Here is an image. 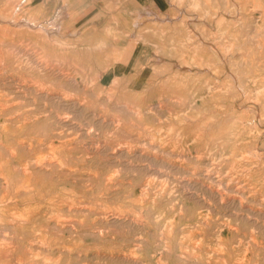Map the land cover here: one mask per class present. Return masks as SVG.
Segmentation results:
<instances>
[{
    "label": "rangeland",
    "instance_id": "374dc122",
    "mask_svg": "<svg viewBox=\"0 0 264 264\" xmlns=\"http://www.w3.org/2000/svg\"><path fill=\"white\" fill-rule=\"evenodd\" d=\"M130 3L131 0H0V49L5 50L4 53L7 52L8 57L4 61L0 56V74L2 72L0 107L12 105L7 114L0 117V126L10 123L11 130V135L6 141L9 147L6 149L0 145V151L4 153L0 152V165L7 156L5 151L14 152L16 158L22 162L30 159L28 162L32 165V170L35 169L32 179L38 180L45 187H50L52 194L48 196L54 198V201L48 200V197H41V200L33 198L32 201L18 199L20 203L16 204L17 208L36 203L43 205L46 216L54 217L53 222L44 221L43 230L47 232L37 231L35 236L42 235L41 238L45 242L44 248L34 246L28 255L37 257L44 264H174L175 262V264H264V0H156L158 5L162 3L163 12H159L160 9L157 6L154 8L153 5L147 4L141 7H148L150 12L133 14L128 10L123 13V6L126 9V5ZM25 7L29 9L28 15H24ZM31 7L33 12H30ZM142 8L137 10L142 12ZM35 16H41L40 19H43L41 29L31 27L27 32L23 30L22 25L13 26L14 22L19 23L26 17L30 19ZM135 16H138L137 20ZM25 31L33 39L29 35L25 38ZM119 40L123 43L121 47L114 46ZM131 40L135 41L134 47H140L139 52L136 53L137 59L143 56H145L144 61L148 59L149 68L139 75L140 80L147 79L145 84L148 85L144 87L153 89L157 84L158 90L166 91L141 93L140 91L144 88L131 91L127 84L129 81L123 82L113 76L103 80L100 77L104 85L99 87L98 84L101 82L98 81L96 74L99 69L90 68L95 64L93 60H66L71 57V59L73 57L87 59L98 55L104 58L112 56L121 58L128 53L126 46ZM160 43L163 44V48H159ZM177 46H180V49ZM4 53L2 52V55ZM172 56L181 57L178 58L179 63L176 61L175 67L162 71L166 66L163 64L158 68V64L164 63L163 61ZM153 61L155 62L151 66ZM215 66L222 67V70L219 67L216 69ZM159 69H161L160 77L157 75L153 81L149 79ZM130 72H127L128 79L133 78L131 69ZM98 88L108 91L101 92ZM212 91H214L213 94ZM209 98L211 99L208 100ZM245 100L247 101L244 102ZM47 103L49 107L50 105L53 107L49 108ZM14 104L18 105L14 107ZM214 110L217 111L213 112ZM31 116L32 118H29ZM235 116L236 118H232ZM6 118L10 120L6 121ZM55 119H57L56 122ZM26 120L39 122L30 125L23 122ZM224 120L227 122L226 125ZM45 128H48V131ZM67 128H71V131ZM63 131H65L64 134ZM43 132L47 133L43 134ZM69 138L74 140L66 146L60 145V142ZM20 145L23 151L25 149L24 152ZM23 145L26 147L24 148ZM34 151L37 153L35 154ZM29 152L33 154V157ZM197 158L198 161H196ZM50 160L54 165L52 168L39 171L35 165L40 161L47 163ZM42 171L46 173L42 174ZM72 171H76L75 176ZM149 181L152 182L149 183ZM227 182H231L229 183L231 188L225 186ZM65 188L72 189L67 191ZM75 188L79 191L74 190ZM10 204L13 205L12 202L4 205L0 202V208ZM153 221H155L154 227ZM88 228H91L90 231ZM48 247L53 250L49 251L51 249ZM240 257H245L244 262ZM199 258H202L200 259L202 262Z\"/></svg>",
    "mask_w": 264,
    "mask_h": 264
},
{
    "label": "bare ground",
    "instance_id": "6f19581e",
    "mask_svg": "<svg viewBox=\"0 0 264 264\" xmlns=\"http://www.w3.org/2000/svg\"><path fill=\"white\" fill-rule=\"evenodd\" d=\"M102 1V0H101ZM122 1V0H121ZM124 1V0H123ZM109 2V1H108ZM113 2V1H112ZM115 2V1H114ZM118 2V1H117ZM173 2V1H172ZM180 2H182V1H180ZM43 3V2H42ZM106 3V2H105ZM122 3V2H121ZM129 3V2H128ZM183 3V2H182ZM222 4H223V2H221ZM100 4V3H99ZM113 4V3H112ZM147 4H151V5H153L154 6V8H155V6H157L158 7V9H160L159 10V12H163V10H162V3H160L159 5L156 3V0H131V3L129 4V5H126V9L124 8V6H123V10H122V12L123 13H126V12H128V10L130 11L129 13H133V14H142L143 12H150V10L148 9V7H141V5H147ZM106 5V4H105ZM116 5V4H115ZM121 5V4H120ZM225 5V4H224ZM103 6H104V4H103ZM117 6V5H116ZM119 6V5H118ZM223 6V5H222ZM238 6V5H237ZM225 7V6H224ZM33 7H31L30 8V12H33V9H32ZM41 8H42V6H41ZM137 8H142V12H140L139 10H137ZM174 9V8H173ZM189 9V8H188ZM53 10H55V8H53ZM112 10V9H111ZM149 10V11H148ZM171 10H172V8H171ZM56 11V10H55ZM118 11V10H117ZM116 11V12H117ZM154 11V10H153ZM223 11V10H222ZM22 12V11H21ZM24 12H25V14L24 15H28V13H29V9L27 8V7H25V9H24ZM158 12V13H159ZM167 12V11H166ZM168 12H169V10H168ZM152 13V12H151ZM223 13V12H222ZM6 14V13H5ZM17 14V13H16ZM22 14V13H21ZM37 14V13H36ZM122 14V13H121ZM168 14V13H167ZM65 15V14H64ZM123 15V14H122ZM163 15V14H162ZM223 15V14H222ZM33 16V15H32ZM164 16V15H163ZM263 16V15H262ZM113 17V16H112ZM136 17V20H137V18H138V16H135ZM161 17V16H160ZM41 18V16H35L34 18H30L29 19V17H26L25 19H23V20H21V22H19V23H15L14 22V24H13V26L15 27V25H22L23 27H24V29L23 28H21V29H23V30H26L27 32H28V30L31 28V27H33L34 29H36V27L37 28H40V26H41V24L43 23V19H40ZM86 18V17H85ZM114 18V17H113ZM126 18V17H125ZM195 18V17H194ZM263 18H264V16H263ZM262 18V19H263ZM104 19V18H103ZM239 19V18H238ZM135 20V19H134ZM7 21V20H6ZM117 21H119V20H117ZM142 21V20H141ZM176 22V21H175ZM177 23V22H176ZM6 24V23H5ZM98 24V23H97ZM133 24V23H132ZM137 24V23H136ZM8 25V24H7ZM10 25V24H9ZM123 25V24H122ZM131 25V24H130ZM139 25H140V23H139ZM135 26V25H134ZM133 27V26H132ZM12 28V27H11ZM28 28V29H27ZM41 29V28H40ZM121 29V28H120ZM6 30V29H5ZM11 30V29H10ZM14 30H16V29H14ZM33 30V29H32ZM43 30V29H42ZM95 30H97V29H95ZM113 30V29H112ZM124 30V33H125V29H123ZM192 30V29H191ZM9 31V30H8ZM17 31V30H16ZM25 31V34H24V36H25V38H26V36L27 35H29L27 32ZM36 31V30H35ZM88 31V30H87ZM114 31V30H113ZM133 31H134V29H133ZM18 32V31H17ZM30 32V31H29ZM91 32V31H90ZM119 32V31H118ZM121 32V31H120ZM14 33H16V32H14ZM24 32H22V34H23ZM86 33V32H85ZM89 33V32H88ZM122 33H123V31H122ZM145 33V32H144ZM19 34V33H18ZM161 34V33H160ZM16 35V34H15ZM21 35V34H20ZM133 35V34H132ZM147 35V34H146ZM177 35V34H176ZM231 35H232V33H231ZM3 36V35H2ZM14 36V35H13ZM31 35H29V37H30ZM35 36V35H34ZM115 36V35H114ZM117 36H119V34H117ZM160 37H161V35H159ZM183 36V35H182ZM182 36L180 37V36H178V38H182ZM18 37V36H17ZM159 37V38H160ZM163 37V36H162ZM166 37V36H165ZM215 37V36H214ZM16 38V37H15ZM30 38H32V37H30ZM35 38V37H34ZM33 39V38H32ZM117 39H118V37H117ZM157 39V38H156ZM161 39V38H160ZM175 39V37L173 38V40ZM15 40V39H14ZM97 40V39H96ZM121 40V39H120ZM119 40V42L117 43V42H115V44H114V46H117V47H121V45L123 44L121 41ZM143 40V39H142ZM234 40H236V38H234ZM7 41V40H6ZM22 41V40H21ZM24 41V40H23ZM165 41V40H164ZM175 41V40H174ZM177 41H178V39H177ZM176 41V42H177ZM4 42V41H3ZM31 42V41H30ZM46 42V41H45ZM124 42V41H123ZM127 42V41H126ZM150 42H152V41H150ZM161 42V41H160ZM6 43V42H5ZM33 43V42H32ZM31 43V44H32ZM134 43H135V41H133V40H131V41H129L128 43H127V51H128V53H125L124 54V56H122L121 58H118V57H116V56H112V57H107V58H104V57H102L101 55H98V56H95V57H92V58H85V57H81V58H74L73 57V59H71V58H67L66 60H93L94 62H95V64L94 65H91L90 66V64H88L89 66H90V68L93 70V69H95V68H97V70L99 69V71L98 72H96V74H97V78H99V80L98 81H100L101 82V84H98V86L99 87H102L104 84H103V82L100 80V77L102 78V80L103 79H105V78H107V77H109V78H111L112 76L113 77H115L117 80L119 79V80H122L123 82H127V81H129L127 84H128V86H130V89H131V91H139V90H141L142 88H144L143 90H141L140 92L141 93H144V92H155V91H166L165 89H161V90H158L156 87H158L157 86V84H156V86H155V88H153V89H151V88H145L144 87V85H148V84H145L146 83V80L147 79H145V80H140L139 79V75H140V73L143 71V70H145V69H148L149 67H148V65H147V60L146 61H144L145 60V56H143V57H140V58H138L137 59V56L136 55H134L135 54V50H140V47H134ZM158 43V42H157ZM161 43H164V42H161ZM160 43V44H161ZM179 43V42H178ZM232 43H233V41H232ZM7 44H9V42L7 43ZM18 44V43H17ZM44 44V43H43ZM171 44V43H170ZM174 44V43H173ZM4 45V44H3ZM85 45V44H84ZM159 45V44H158ZM157 45V46H158ZM162 45L163 44H161V46L159 47V48H161L162 47ZM176 45H178V44H176ZM235 45V44H234ZM10 46V45H9ZM8 46V47H9ZM12 46H14L13 44H12ZM31 46V45H30ZM87 46V45H86ZM85 46V47H86ZM89 46V45H88ZM172 46V45H171ZM228 46H230V45H228ZM0 47H1V45H0ZM7 47V48H8ZM23 47V46H22ZM170 47V46H169ZM178 47V49H180L179 47L180 46H177ZM28 48V47H27ZM89 48V47H88ZM157 48V47H156ZM163 48V47H162ZM165 48V47H164ZM9 49V48H8ZM37 49V48H36ZM82 49V48H81ZM90 49V48H89ZM174 49H176V48H174ZM220 49V48H219ZM232 49V48H231ZM234 49V48H233ZM232 49V50H233ZM0 50H2V49H0ZM43 50V49H42ZM41 50V51H42ZM162 50V49H161ZM222 50V49H221ZM11 51V50H10ZM24 51V50H23ZM26 51V50H25ZM31 51H32V49H31ZM45 51H46V49H45ZM83 51V50H82ZM82 51H80V52H82ZM155 51V50H154ZM175 51V50H174ZM2 52L4 53L5 52V50L3 51L2 50ZM2 52L0 51V56L2 57H0L1 58V60H4L5 61V58H8L7 56H6V53H4L3 55H2ZM12 52V51H11ZM13 52H14V50H13ZM16 52V51H15ZM18 52V51H17ZM30 52V51H29ZM43 52V51H42ZM90 52H92L91 50H90ZM163 52H165V51H163ZM170 52H172V51H170ZM222 52V51H221ZM227 52H229V51H227ZM226 52V53H227ZM20 53V52H19ZM32 53V52H31ZM38 53V52H37ZM40 53V52H39ZM83 53H85V52H83ZM230 53V52H229ZM232 53V52H231ZM234 53V52H233ZM17 54V53H16ZM30 54V53H29ZM89 54V53H88ZM172 54H173V52H172ZM184 54V53H183ZM187 54V53H186ZM185 54V55H186ZM8 55H10V54H8ZM20 55V54H19ZM24 55H26V54H24ZM85 55V54H84ZM97 55V54H96ZM168 55V54H167ZM219 55V54H218ZM227 55V54H226ZM12 56V55H11ZM31 56V55H30ZM29 56V57H30ZM163 56V55H162ZM10 57V56H9ZM23 57V56H22ZM188 57V56H187ZM221 57V56H220ZM12 58V57H11ZM17 58V57H16ZM178 58H181V57H178ZM178 58H176L175 56H172V58H168L167 60H165V61H163L164 63H160V64H158L159 66H158V68H160L163 64H166V66L162 69V71H164V70H167V69H172V66H176V61L179 63V59ZM37 59V58H36ZM178 59V60H177ZM184 59V58H183ZM187 59V58H186ZM190 59V58H189ZM219 59V58H218ZM30 60V59H29ZM31 60H33V59H31ZM65 60V59H64ZM157 60H159V57H157ZM185 60V59H184ZM217 60V59H216ZM220 60H221V58H220ZM16 61V60H15ZM28 61V60H27ZM145 63H144V62ZM180 61H181V59H180ZM225 61V60H224ZM11 62H12V60H11ZM10 62V63H11ZM30 62V61H29ZM37 62H39V60L37 61ZM44 62V61H43ZM154 62L155 61H153V62H151L152 64H151V66L154 64ZM219 62V61H218ZM8 63V62H7ZM6 63V64H7ZM21 63H22V61H21ZM25 63V62H24ZM182 63V62H181ZM185 62H183V64H184ZM18 64V63H17ZM26 64H28V63H26ZM33 64V63H32ZM73 64V63H72ZM4 65V64H3ZM8 65V64H7ZM19 65V64H18ZM23 65H25V64H23ZM22 65V66H23ZM39 65V64H38ZM42 65V64H41ZM215 65H218V64H215ZM21 66V67H22ZM34 66V65H33ZM36 66V65H35ZM78 66V65H77ZM83 67H84V65H82ZM86 66V65H85ZM223 66V65H222ZM4 67V66H3ZM20 67V68H21ZM37 67V66H36ZM88 67V66H87ZM180 67V66H179ZM216 67V66H215ZM219 66H217L216 67V69L218 68ZM224 67V66H223ZM2 68V67H1ZM13 68V67H12ZM28 68V67H27ZM45 68V67H44ZM206 68V67H205ZM220 68V67H219ZM222 68V67H221ZM220 68V69H221ZM231 68V67H230ZM14 69V68H13ZM35 69V68H34ZM39 69V68H38ZM86 69V68H85ZM84 69V70H85ZM89 69V68H88ZM130 69L132 70V74L133 75H131V76H133V78L132 79H128V77L129 76H127L129 73H127V72H130ZM202 69H204V68H202ZM202 69L200 70V71H202ZM210 69H211V67H210ZM219 69V70H220ZM7 70V69H6ZM11 70V69H10ZM18 70V69H17ZM33 70V69H32ZM73 70V69H72ZM78 70V69H77ZM222 70V69H221ZM220 70V71H221ZM230 70V69H229ZM14 71V70H13ZM16 71V70H15ZM26 71H28V69L26 70ZM42 71V70H41ZM40 71V72H41ZM88 71V70H87ZM208 71H209V69H208ZM231 71V70H230ZM9 72V71H8ZM17 72V71H16ZM44 72V71H43ZM84 72V71H83ZM167 72V71H166ZM223 72V71H222ZM221 72V73H222ZM76 73V72H75ZM88 73V72H87ZM87 73H85V75L87 74ZM91 73V72H90ZM93 73V72H92ZM131 73V72H130ZM161 73V69H159L158 70V72H154V74H152L151 76H150V78L149 79H151L152 81H153V79L155 78V77H157V75L160 77V74ZM212 73V72H211ZM1 74H2V72H1ZM0 74V75H1ZM22 74V73H21ZM24 74V73H23ZM27 74H29V73H27ZM26 74V75H27ZM68 74V73H67ZM95 74V73H94ZM93 74V75H94ZM206 74V73H205ZM215 74V73H214ZM218 74V73H217ZM219 74H220V72H219ZM232 74V73H231ZM238 74V73H237ZM4 75V74H3ZM7 75H9V74H7ZM13 75V74H12ZM66 75V74H65ZM84 75V76H85ZM92 75V76H93ZM239 75V74H238ZM28 76H30V75H28ZM88 76H91V75H88ZM91 76V77H92ZM161 76H163V75H161ZM204 76V75H203ZM209 76V75H208ZM6 77H8V76H6ZM36 77V76H35ZM87 77V76H86ZM85 77V78H86ZM227 77H230V76H227ZM238 77V76H237ZM19 78V77H18ZM32 78V77H31ZM56 78V77H55ZM89 78V77H88ZM207 78V77H206ZM210 78V77H209ZM217 78H218V76H217ZM10 79V78H9ZM70 79H71V77H70ZM205 79V78H204ZM231 79V78H230ZM230 79H229V81H230ZM11 80V79H10ZM40 80V79H39ZM113 80V79H112ZM210 80V79H209ZM224 80V79H223ZM5 81V80H4ZM9 81V80H8ZM8 81H6V82H8ZM12 81H15V80H12ZM41 81V80H40ZM70 81V80H69ZM68 81V82H69ZM87 81V80H86ZM114 81H116V80H114ZM228 81V82H229ZM1 82H3V81H1ZM5 82V83H6ZM32 82V81H31ZM53 82V81H52ZM118 82V81H117ZM215 82V81H214ZM220 82V81H219ZM227 82V81H226ZM225 82V83H226ZM234 82V81H233ZM4 83V84H5ZM21 83H22V81H21ZM20 83V84H21ZM73 83V82H72ZM202 83V82H201ZM210 83V82H209ZM217 83H218V81H217ZM15 84V83H14ZM14 84H12L13 86H14ZM32 84V83H31ZM114 84V83H113ZM126 84V83H125ZM126 84V85H127ZM208 84V83H207ZM216 84V83H215ZM223 84V83H222ZM231 84H232V80H231ZM17 85V84H16ZM212 85V84H211ZM225 85V84H224ZM5 86H8V85H6L5 84ZM18 86V85H17ZM20 86H22V84L20 85ZM36 86V85H35ZM68 86V85H67ZM206 86V85H205ZM26 87V86H25ZM112 87H113V85H112ZM204 87V86H203ZM224 87V86H223ZM230 87H231V85H230ZM235 87V86H234ZM234 87H232V88H234ZM21 88V87H20ZM20 88H18V89H20ZM23 88V87H22ZM5 89V88H4ZM8 89V88H7ZM24 89V88H23ZM36 89V88H35ZM42 89V88H41ZM45 89V88H44ZM47 89V88H46ZM91 89V88H90ZM105 89V88H104ZM129 89V90H130ZM167 89V88H166ZM210 89H212L211 87H210ZM234 89H236V88H234ZM15 90V89H14ZM39 90V89H38ZM98 90L99 91H101V92H103V91H108L107 89H105V90H103V89H100V88H98ZM115 90H118V89H115ZM167 90H171V89H167ZM233 90V89H232ZM17 91V90H16ZM22 91V90H21ZM20 91V92H21ZM96 91H97V89H96ZM128 90H126V92H127ZM173 91H175V90H173ZM215 91V90H214ZM214 91H212V94H213V92ZM235 91V90H234ZM4 92V91H3ZM25 92H26V90H25ZM27 92H28V89H27ZM39 92H40V90H39ZM62 92V91H61ZM113 92V91H112ZM115 92V91H114ZM118 92V91H117ZM167 92H170V91H167ZM208 92H209V90H208ZM236 92V91H235ZM38 93V92H37ZM48 93V92H47ZM51 93V92H50ZM49 93V94H50ZM77 93V92H76ZM134 93H136V92H134ZM139 93V92H138ZM228 93V92H227ZM1 94V93H0ZM5 94H7L8 95V93H5ZM17 94V93H16ZM121 94H123V93H121ZM210 94V93H209ZM235 94V93H234ZM13 95V94H12ZM27 95V94H26ZM29 95H31V94H29ZM65 94H63V96H64ZM127 95V94H126ZM136 95V94H135ZM219 95V94H218ZM229 95H230V93H229ZM228 95V96H229ZM231 95H233V94H231ZM21 96V95H20ZM28 96V95H27ZM34 96V95H33ZM47 96V95H46ZM50 96V95H49ZM228 96H227V98H228ZM237 96H239V95H237ZM11 97V96H10ZM15 97V96H14ZM18 97V96H17ZM31 97V96H30ZM62 97V96H61ZM205 97V96H204ZM207 97V96H206ZM211 97V96H210ZM217 97V96H216ZM215 97V98H216ZM220 97V96H219ZM4 98V97H3ZM9 98V97H8ZM12 98V97H11ZM16 98V97H15ZM38 98V97H37ZM37 98H35V99H37ZM64 98H66V97H64ZM63 98V99H64ZM218 98V97H217ZM216 98V99H217ZM227 98H224V99H227ZM235 98V97H234ZM244 98V97H243ZM249 98V97H248ZM5 99V98H4ZM26 99H27V97H26ZM30 99V98H29ZM40 99H41V97H40ZM56 99V98H55ZM211 98H209L208 100H210ZM229 99V98H228ZM8 100V99H7ZM50 100V99H49ZM48 100V101H49ZM65 101H66V99H64ZM213 101H214V99H212ZM211 100V101H212ZM220 100H223V98L221 99L220 98ZM219 100V101H220ZM232 100H233V96H232ZM242 100V99H241ZM1 101V100H0ZM2 101H4V100H2ZM10 101V100H9ZM23 101H24V99H23ZM22 101V102H23ZM33 101V100H32ZM35 101V100H34ZM47 101V100H46ZM224 101V100H223ZM234 101V100H233ZM247 100H245L244 102H246ZM7 102V101H6ZM19 102H21V100L19 101ZM43 102V101H42ZM80 102V101H79ZM236 102V101H235ZM238 102V101H237ZM37 103H39V102H37ZM158 103H159V101H158ZM214 103H216V102H214ZM32 104V103H31ZM36 104V103H35ZM34 104V105H35ZM207 104V103H206ZM205 104V105H206ZM223 104V103H222ZM242 104V103H241ZM4 105V104H3ZM15 105V104H14ZM18 105V104H17ZM17 105H15L14 107H16ZM22 105H24V104H22ZM43 105H45V104H43ZM209 105V104H208ZM2 106V105H1ZM12 106V105H11ZM11 106H9V107H11ZM38 106V105H37ZM47 106H48V103H47ZM207 106V105H206ZM222 106V105H221ZM241 106V105H240ZM243 107H244V105H242ZM8 106L6 107H0V117L3 115V114H7L6 112L10 109ZM19 107V106H18ZM21 107V106H20ZM49 107V106H48ZM50 107H53V106H51L50 105ZM49 107V108H50ZM235 107V106H234ZM233 107V108H234ZM239 107V106H238ZM21 108H23V107H21ZM31 108V107H30ZM33 108H36V107H33ZM40 108V107H39ZM46 108V107H45ZM203 108V107H202ZM226 108V107H225ZM230 108V107H229ZM240 108V107H239ZM12 109V108H11ZM52 109V108H51ZM55 109V108H54ZM221 109V108H220ZM25 110V109H24ZM27 110V109H26ZM31 110V109H30ZM29 110V111H30ZM50 110V109H49ZM210 110V109H209ZM227 110V109H226ZM230 110V109H229ZM232 110V109H231ZM13 111V110H12ZM23 111V110H22ZM35 111V110H34ZM40 111V110H39ZM57 111V110H56ZM131 111V110H130ZM139 111V110H138ZM215 111H217V110H214L213 112H215ZM236 111V110H235ZM31 112V111H30ZM47 112V111H46ZM220 112V111H219ZM11 113V112H10ZM36 113V112H35ZM40 113H41V111H40ZM53 113V112H52ZM55 113V112H54ZM134 113V112H133ZM231 113V112H230ZM9 114V113H8ZM12 114V113H11ZM26 114V113H25ZM31 114V113H30ZM38 114V113H37ZM214 114V113H213ZM228 114H229V112H228ZM236 113H234V115H235ZM23 115V114H22ZM33 115V114H32ZM56 115V114H55ZM136 115H137V112H136ZM238 115V114H237ZM6 116H8V115H6ZM28 116V115H27ZM30 116V115H29ZM65 116V115H64ZM69 116V115H68ZM223 116V115H222ZM226 116V115H225ZM224 116V117H225ZM18 117V116H17ZM22 117V116H21ZM24 117V116H23ZM22 117V118H23ZM56 116H54V118H55ZM211 117H213V116H211ZM230 117H231V115H230ZM10 118H12V117H10ZM10 118L8 119V118H6V121L7 120H10ZM14 118V117H13ZM29 118H32V116L31 117H29ZM37 118V117H36ZM39 118V117H38ZM61 118V117H60ZM69 117H67V119H68ZM232 118H236V116L235 117H232ZM3 119V118H2ZM17 119H21V118H17ZM27 119V118H26ZM140 119V118H139ZM208 119V118H207ZM211 119V118H210ZM209 119V120H210ZM222 119V118H221ZM228 119V118H227ZM5 120V119H4ZM13 120H16V119H13ZM52 120V119H51ZM50 120V121H51ZM213 120H216V119H214L213 118ZM226 120V119H225ZM224 120V121H225ZM22 121V120H21ZM33 121V120H32ZM46 121V120H45ZM48 121V120H47ZM55 122L57 121V119H55L54 120ZM77 121V120H76ZM212 121V120H211ZM210 121V122H211ZM227 122H228V120H226ZM225 121V122H226ZM2 122V121H1ZM12 122V121H11ZM25 124H30V125H32V124H35V123H38L39 121L38 120H35L34 122H30V120H29V122H28V120H26V121H23ZM219 122H221V124L223 123L221 120L219 121ZM224 122V123H225ZM227 122L225 123V125L227 124ZM15 123V122H14ZM19 123V122H18ZM67 123H69V122H67ZM66 123V124H67ZM115 123V122H114ZM116 123H117V121H116ZM136 123V122H135ZM229 123V122H228ZM56 124V123H55ZM61 125H62V123H60ZM75 124V123H74ZM215 125L217 124V123H214ZM218 124H220V123H218ZM217 124V125H218ZM230 124H232V122H230ZM45 125V124H44ZM50 125V124H49ZM59 125V124H58ZM65 125V124H64ZM139 125V124H138ZM234 126H235V124H233ZM9 126H10V123H9V125L6 123V124H3V125H1L0 126V145H2L4 148H8L9 147V145H8V143H6V141L9 139V137H10V135H11V130H10V128H9ZM17 126V125H16ZM26 126V125H25ZM53 126H54V124H53ZM221 126V125H220ZM227 126H230V125H227ZM12 127V126H11ZM50 127V126H49ZM54 127H56V126H54ZM53 127V128H54ZM236 127V126H235ZM15 128V127H14ZM17 128V127H16ZM15 128V129H16ZM43 128H44V126H43ZM231 128V127H230ZM12 129V128H11ZM23 129V128H22ZM48 129V128H47ZM46 128H45V130L46 131H48ZM50 129V128H49ZM62 129V128H61ZM69 128H67V130H68ZM226 129V128H225ZM229 129V128H228ZM234 128H232V130H233ZM70 131H71V128L69 129ZM89 130V129H88ZM116 130V129H115ZM235 130V129H234ZM15 131V130H14ZM24 131V130H23ZM65 131H66V129H65ZM65 131H63L62 133L64 134V132ZM228 131V130H227ZM55 132V131H54ZM68 132V131H67ZM233 132V131H232ZM235 132V131H234ZM17 133V132H16ZM18 133H19V131H18ZM44 133H47V132H43V134ZM53 133V132H52ZM51 133V134H52ZM73 133V132H72ZM229 133V132H228ZM42 134V135H43ZM50 134V133H49ZM62 134V135H63ZM69 134V133H68ZM71 134V133H70ZM232 134V133H231ZM55 135H57V134H55ZM76 135V134H75ZM235 135V134H234ZM233 135V136H234ZM30 136V135H29ZM65 136H67V135H65ZM19 138H21L20 136H18ZM36 137V136H35ZM56 137V136H55ZM62 137V136H61ZM24 138H26L27 139V137H24ZM31 138V137H30ZM34 138V137H33ZM53 138V137H52ZM59 138V137H58ZM77 138V137H76ZM35 139V138H34ZM196 139V138H195ZM236 139V138H235ZM234 139V140H235ZM4 140H5V142H4ZM20 140V139H19ZM74 140V138H69V139H67V140H65V141H63V142H60V145L61 146H66V144H70L71 143V141H73ZM76 140V139H75ZM207 140H209V139H207ZM211 140V139H210ZM11 141H13V140H11ZM10 141V142H11ZM18 140H16V142H17ZM30 141H32V139H30ZM36 141V140H35ZM224 141H225V139H224ZM230 141H232V140H230ZM229 141V142H230ZM9 142V141H8ZM22 142V141H21ZM23 142H24V140H23ZM75 142V141H74ZM195 143H196V141H194ZM193 142V143H194ZM212 142V141H211ZM227 142H228V139H227ZM226 142V143H227ZM233 142V141H232ZM13 143V142H12ZM20 143V142H19ZM35 143H37V142H35ZM206 142H204V144H205ZM219 143V142H218ZM18 144V143H17ZM16 144V145H17ZM23 144V143H22ZM196 144H198V142L196 143ZM195 144V145H196ZM200 144V143H199ZM19 145V144H18ZM194 145V146H195ZM203 145V144H202ZM232 145V144H231ZM21 146V145H20ZM19 146V147H20ZM24 146V145H23ZM32 146V145H31ZM69 146V145H68ZM73 146V145H72ZM71 146V147H72ZM101 146V145H100ZM119 146V145H118ZM121 146V145H120ZM205 146V145H204ZM204 146H203V148H204ZM214 146V145H213ZM13 147V146H12ZM22 147V146H21ZM26 146H24V148H25ZM28 147V146H27ZM56 147V146H55ZM217 147V146H216ZM30 148V147H29ZM99 148V147H98ZM134 148V147H133ZM194 148H196V147H194ZM209 148V147H208ZM0 149H1V147H0ZM17 149V148H16ZM67 149H71V148H67ZM118 149V148H117ZM126 149V148H125ZM215 149V148H214ZM223 149V148H222ZM226 149H227V147H226ZM5 150V149H4ZM30 150V149H29ZM28 150V151H29ZM120 150V149H119ZM203 150V149H202ZM209 150V149H208ZM213 150V149H212ZM224 150V149H223ZM18 151V150H17ZM22 151H23V147H22ZM24 151H25V149H24ZM23 151V152H24ZM27 151V150H26ZM30 151H32V150H30ZM215 151V150H214ZM213 151V152H214ZM225 151V150H224ZM240 151V150H239ZM0 152H2V151H0ZM23 152H21V153H23ZM86 152V151H85ZM128 152V151H127ZM196 152V151H195ZM229 152V151H228ZM3 153V152H2ZM16 153V152H15ZM30 153V152H29ZM34 153H35V151H34ZM37 153V152H36ZM35 153V154H36ZM47 153V152H46ZM50 153V152H49ZM52 153V152H51ZM50 153V154H51ZM58 153V152H57ZM149 153V152H148ZM159 153V152H158ZM169 153V152H168ZM181 153V152H180ZM186 153V152H185ZM221 153V152H220ZM224 153V152H223ZM227 153V152H226ZM233 153V152H232ZM4 154V153H3ZM5 154H7V156H6V158H5V160H3L4 162H3V164H1L0 165V202H1V204H5V203H8V202H12V206H11V204L9 205V206H7V207H5V208H0V264H44V262L43 261H41V260H38V258L37 257H30L28 254H29V252L32 250V248H34V246H38V248H40V247H43V245H44V239H42L41 238V236L42 235H39L38 237H35L36 236V233H37V231H39V232H41L42 230H43V225H44V221H46V223H49L50 221H52V220H54V217H52V216H46V210L43 208V205H40V204H36V203H32V205L31 206H28V207H23V208H19V206H18V208L16 207V204H18L19 205V203H20V201L18 200V199H25V200H27V201H32L33 200V198L34 199H40L41 197L43 198H47L48 197V200H52V201H54V198L53 197H51V196H48V194H50L51 193V189H50V187H45L44 185H42V184H40L39 183V181L38 180H33L32 179V177H33V173H35V169L34 170H32V165L27 161V162H22L20 159H18V158H16V155L14 154V152H7V151H5ZM31 154V153H30ZM43 154H44V152H43ZM67 154V153H66ZM156 154V153H155ZM174 154V153H173ZM196 154H197V152H196ZM202 154V153H201ZM209 154H212V153H209ZM236 154V153H235ZM250 154V153H249ZM18 156H19V154H17ZM26 155V154H25ZM32 156L31 157H33V154H31ZM47 155V154H46ZM49 155V154H48ZM116 155V154H115ZM123 155V154H122ZM131 155V154H130ZM149 155V154H148ZM154 155V154H153ZM182 155H183V153H182ZM213 155V154H212ZM215 155V154H214ZM219 155V154H218ZM224 155V154H223ZM228 155V154H227ZM231 155V154H230ZM234 155V154H233ZM4 157H5V155H3ZM23 156V155H22ZM40 156H42V155H40ZM39 156V157H40ZM76 156V155H75ZM170 156V155H169ZM179 156V155H178ZM181 156V155H180ZM179 156V157H180ZM190 156V155H189ZM195 156V155H194ZM205 156V155H204ZM35 157H37L36 155H35ZM48 157V156H47ZM50 157V156H49ZM52 157H53V155H52ZM59 157V156H58ZM67 157V156H66ZM69 157V156H68ZM178 157V158H179ZM184 157V156H183ZM25 158H27V157H25ZM43 158V157H42ZM51 158V157H50ZM65 158V157H64ZM70 158V157H69ZM76 158V157H75ZM178 158H176V159H178ZM187 158V157H186ZM189 158V157H188ZM187 158V159H188ZM194 158V157H193ZM199 158V157H198ZM198 158H197V160L196 161H198ZM203 158V157H202ZM217 158H218V156H217ZM225 158V157H224ZM228 158V157H227ZM68 159V158H67ZM77 159V158H76ZM75 159V160H76ZM159 159V158H158ZM163 159V158H162ZM195 159V158H194ZM200 159H201V157H200ZM210 159V158H209ZM32 160V159H31ZM42 160V159H41ZM64 160V159H63ZM70 160H72V159H70ZM73 160H74V158H73ZM179 160V159H178ZM186 160V159H185ZM204 160V159H203ZM215 160V159H214ZM56 161V160H55ZM66 161H68V160H66ZM66 161H64V162H66ZM172 161V160H171ZM183 161H184V159H183ZM213 161V160H212ZM228 161V160H227ZM32 162H33V160H32ZM37 162V161H36ZM57 162V161H56ZM55 162V163H56ZM71 162H74V161H71ZM181 162H182V160H181ZM180 162V163H181ZM185 162V161H184ZM204 162H206V161H204ZM209 162V161H208ZM62 163V162H61ZM214 163V162H213ZM212 163V164H213ZM54 164V163H53ZM70 164V163H69ZM72 164V163H71ZM73 164H75V163H73ZM152 164V163H151ZM173 164V163H172ZM187 164V163H186ZM185 164V165H186ZM204 164V163H203ZM211 164V163H210ZM210 164L208 165V166H210ZM211 164V165H212ZM217 164V163H216ZM223 164V163H222ZM35 165L38 167V169H39V171H41V170H46V169H48V168H52V166H54V165H52V163H51V160L50 161H48L47 163H43V162H38V163H35ZM58 165V164H57ZM67 165V164H66ZM202 165V164H201ZM55 166H56V164H55ZM60 166V165H59ZM58 166V167H59ZM178 166V165H177ZM203 166V165H202ZM206 166V165H205ZM207 166V167H208ZM217 166V165H216ZM216 166H214V167H216ZM36 167V168H37ZM72 167V166H71ZM173 167V166H172ZM182 167V166H181ZM222 167V166H221ZM194 168V167H193ZM200 168V167H199ZM199 168H198V170H199ZM202 168V167H201ZM210 168V167H209ZM208 168V169H209ZM55 169H56V167H55ZM179 169V168H178ZM185 169V168H184ZM187 169H189V168H187ZM218 169V168H217ZM224 169V168H223ZM229 169V168H228ZM51 170V169H50ZM53 170V169H52ZM51 170V171H52ZM72 170V169H71ZM70 170V171H71ZM75 170V169H74ZM190 170V169H189ZM193 170V169H192ZM195 170V169H194ZM210 170V169H209ZM212 170V169H211ZM225 170H226V168H225ZM229 170H231V169H229ZM233 170H235V169H233ZM61 171V170H60ZM191 171V170H190ZM200 171V170H199ZM208 171V170H207ZM218 171H219V169H218ZM217 171V172H218ZM72 172H74V171H72ZM237 172V171H236ZM40 173V172H39ZM44 173H46V172H44V171H42V174H44ZM47 173H48V171H47ZM55 173V172H54ZM75 173H76V171L74 172V176H75ZM204 173V172H203ZM224 173V172H223ZM228 173H229V171H228ZM61 174V173H60ZM62 174H64V173H62ZM68 174V173H67ZM194 174V173H193ZM216 174V173H215ZM236 174V173H235ZM246 174V173H245ZM38 175V174H37ZM39 175H41V174H39ZM48 175V174H47ZM72 175V176H73ZM152 175V174H151ZM190 175H192V174H190ZM218 175V174H217ZM237 175V174H236ZM43 176V175H42ZM49 176V175H48ZM57 176H59L58 174H57ZM64 176V175H63ZM77 176V175H76ZM111 176V175H110ZM193 176V175H192ZM202 176V175H201ZM212 176H214V175H212ZM221 176H222V174H221ZM225 176V175H224ZM227 176V175H226ZM70 177V176H69ZM99 177V176H98ZM148 177V176H147ZM146 177V178H147ZM150 177V176H149ZM164 177V176H163ZM165 177H166V175H165ZM220 177V176H219ZM231 177V176H230ZM233 177V176H232ZM243 177V176H242ZM54 178V177H53ZM80 178H82V177H80ZM95 178H97V177H95ZM156 178V177H155ZM168 178V177H167ZM188 178V177H187ZM199 178H200V176H199ZM215 178V177H214ZM226 178V177H225ZM47 179H48V177H47ZM46 179V180H47ZM75 179V178H74ZM83 179V178H82ZM151 179V178H150ZM179 179V178H178ZM181 179H183V178H181ZM193 179V178H192ZM201 179V178H200ZM208 179H210V178H208ZM217 179H219L218 177H217ZM223 179V178H222ZM227 179V178H226ZM225 179V180H226ZM229 179V178H228ZM241 179V178H240ZM247 179V178H246ZM51 180V179H50ZM152 180V179H151ZM164 180V179H163ZM187 180V179H186ZM199 180V179H198ZM231 180H233V179H231ZM243 180V179H242ZM47 181H49V180H47ZM58 181H60V180H58ZM57 181V182H58ZM82 181V180H81ZM143 181H146V180H143ZM155 181V180H154ZM188 181V180H187ZM227 181V180H226ZM254 181V180H253ZM21 182V183H20ZM72 182V181H71ZM111 182V181H110ZM142 182V181H141ZM150 182H152V181H149V183ZM202 182V181H201ZM236 182V181H235ZM239 182V181H238ZM260 182V181H259ZM46 183V182H45ZM50 183V182H49ZM48 183V184H49ZM52 183H53V180H52ZM62 183H64V181L62 182ZM82 183V182H81ZM154 183V182H153ZM208 183H211V182H208ZM230 184H231V182H229ZM229 183L227 182L226 183V185L225 186H229ZM257 183V182H256ZM145 184V183H144ZM175 184V183H174ZM224 184H225V182H224ZM46 185V184H45ZM72 185V184H71ZM83 185H84V183H83ZM216 185V184H215ZM244 185V184H243ZM87 186H89V184L87 185ZM140 186V185H139ZM211 186V185H210ZM219 186H221V185H219ZM234 186V185H233ZM59 187V186H58ZM144 187V186H143ZM150 187V186H149ZM230 187V186H229ZM232 187V186H231ZM230 187V188H231ZM240 187V186H239ZM245 187V186H244ZM253 187V186H252ZM257 187V186H256ZM258 187H261V185L259 186L258 185ZM74 188V187H73ZM87 188V187H86ZM218 188V187H217ZM221 188V187H220ZM220 188H218V189H220ZM223 188V187H222ZM237 188V187H236ZM246 188H247V186H246ZM248 188H250V186L248 187ZM263 188V187H262ZM57 189V188H56ZM59 189V188H58ZM66 190H67V188H65ZM72 189V188H71ZM71 189H69V190H71ZM213 189V188H212ZM226 189V188H225ZM229 189V188H228ZM54 190V189H53ZM52 190V191H53ZM69 190H67V191H69ZM74 190H76V188L74 189ZM78 191H79V189H77ZM76 190V191H77ZM210 190V189H209ZM236 190V189H235ZM264 190V189H263ZM89 191V190H88ZM216 191V190H215ZM218 191V190H217ZM244 191V190H243ZM248 192H249V190H247ZM247 191H245V192H247ZM254 191V190H253ZM81 192V191H80ZM239 192V191H238ZM237 192V193H238ZM216 193V192H215ZM226 193V192H225ZM255 193V192H254ZM257 193V192H256ZM52 194V193H51ZM55 194V192L53 193V195ZM161 193H159V195H160ZM240 194V193H239ZM252 194V193H251ZM259 194V193H258ZM263 194V193H262ZM52 195V196H53ZM69 195V194H68ZM75 195V194H74ZM82 195V194H81ZM216 195V194H215ZM224 195H226V194H224ZM240 195H242V193L240 194ZM56 197H58V195H55ZM64 196V195H63ZM76 196V195H75ZM88 196V195H87ZM141 196H142V194H141ZM162 196V195H161ZM246 196V195H245ZM70 197V196H69ZM158 197V196H157ZM226 197V196H225ZM234 197V196H233ZM256 197V196H255ZM59 198H61V197H59ZM72 198V197H71ZM75 198V197H74ZM223 198V197H222ZM249 198V197H248ZM141 199H143V198H141ZM160 199V198H159ZM221 199V198H220ZM219 199V200H220ZM226 199V198H225ZM241 199H242V197H241ZM243 199H244V201H245V198L243 197ZM21 200V201H22ZM41 200V199H40ZM44 200V199H43ZM56 200V199H55ZM234 200V199H233ZM247 200V199H246ZM36 201H39V200H36ZM35 201V202H36ZM57 201V200H56ZM160 201V200H159ZM158 201V202H159ZM170 201V200H169ZM227 201V200H226ZM250 201H253V200H250ZM261 201H263V200H261ZM76 202V201H75ZM79 202V201H78ZM86 202H88V200L86 201ZM234 202H236V201H234ZM242 202V201H241ZM255 202V201H254ZM40 203V202H39ZM45 203V202H44ZM137 203V202H136ZM162 203V202H161ZM165 203V202H164ZM22 204V203H21ZM20 204V205H21ZM80 204V203H79ZM237 204H239L238 202H237ZM249 204V203H248ZM252 204V203H251ZM221 205H222V203H221ZM243 205H244V203H243ZM246 205V204H245ZM254 205V204H253ZM261 204H259V206H260ZM57 206H59V205H57ZM61 206V205H60ZM84 206V205H83ZM164 206V205H163ZM162 206V207H163ZM241 206H242V204H241ZM250 206V205H249ZM248 206V207H249ZM252 206V205H251ZM1 207V206H0ZM3 207V206H2ZM21 207V206H20ZM73 207V206H72ZM86 207V206H85ZM155 207V206H154ZM153 207V208H154ZM167 207V206H166ZM243 207V206H242ZM255 207V206H254ZM258 207V206H257ZM261 207V206H260ZM70 208V207H69ZM68 208V209H69ZM159 207H157V209H158ZM235 208V207H234ZM66 209H67V207H66ZM160 209V208H159ZM167 209V208H166ZM264 209V208H263ZM61 210V209H60ZM88 210H89V208H88ZM162 210V209H161ZM61 211H64V210H61ZM68 211V210H67ZM155 211H156V209H155ZM243 211V210H242ZM241 211V212H242ZM253 211V210H252ZM260 211V210H259ZM73 212V211H72ZM85 212V211H84ZM91 212H93V211H91ZM95 212V211H94ZM98 212V211H97ZM107 212V211H106ZM154 212V211H153ZM255 212H256V210H255ZM254 212V213H255ZM68 213V212H67ZM74 213H76V212H74ZM81 213H83V212H81ZM81 213H79V214H81ZM96 213V212H95ZM104 213V212H103ZM102 213V214H103ZM208 213V212H207ZM240 213V212H239ZM60 214V213H59ZM71 214V213H70ZM77 214V213H76ZM75 214V215H76ZM100 214V213H99ZM98 214V215H99ZM154 214V213H153ZM169 214H170V212H169ZM65 215V214H64ZM82 215V214H81ZM84 215V214H83ZM123 215V214H122ZM151 215V214H150ZM167 215V214H166ZM240 215H241V213H240ZM243 215H244V213H243ZM67 216V215H66ZM70 216H72V215H70ZM87 216V215H86ZM117 216V215H116ZM190 216H192V215H190ZM65 217V216H64ZM107 217H108V215H107ZM200 217V216H199ZM56 218V217H55ZM63 218V217H62ZM67 218V217H66ZM65 218V219H66ZM100 218V217H99ZM122 218H124V217H122ZM165 218H166V216H165ZM170 218V217H169ZM207 218V217H206ZM96 219V218H95ZM103 219V218H102ZM150 219V218H149ZM164 219V218H163ZM106 220V219H105ZM124 220V219H123ZM151 220H152V218H151ZM196 220H199V219H196ZM202 219H200V221H201ZM205 220V219H204ZM208 219H206V221H207ZM84 221V220H83ZM88 221V220H87ZM95 221V220H94ZM160 221V220H159ZM159 221H157L159 224H160V222ZM191 221V220H190ZM53 222V221H52ZM64 222V221H63ZM65 222H68V221H66L65 220ZM69 222H71V221H69ZM86 222V221H85ZM127 222V221H126ZM154 222L155 221H153V227H154ZM172 222V221H171ZM188 222V221H187ZM57 223V222H56ZM72 223H74V222H72ZM190 223V222H189ZM204 223V222H203ZM202 223V224H203ZM63 224V223H62ZM65 224H68V223H65ZM70 224V223H69ZM75 224H76V222H75ZM88 224V223H87ZM92 224V223H91ZM128 224H129V222H128ZM132 224V223H131ZM134 224V223H133ZM141 224H143V223H141ZM161 224H162V222H161ZM257 224V223H256ZM57 225V224H56ZM55 225V226H56ZM71 225V224H70ZM76 225H78V223L76 224ZM81 225V224H80ZM205 225V224H204ZM203 225V226H204ZM207 225H209V224H207ZM222 225V224H221ZM48 226V225H47ZM46 226V227H47ZM54 226V225H53ZM53 226H51V227H53ZM75 226V225H74ZM79 226V225H78ZM86 226V225H85ZM92 226V225H91ZM177 226V225H176ZM229 226V225H228ZM253 226V225H252ZM59 227H60V225H59ZM76 228H78L77 226H75ZM81 227V226H80ZM89 227V226H88ZM136 227V226H135ZM158 227V226H157ZM160 227V226H159ZM195 227V226H194ZM225 227V226H224ZM230 227V226H229ZM55 228V227H54ZM62 228V227H61ZM84 228V227H83ZM92 229H93V227H91ZM90 228V229H91ZM191 228V227H190ZM202 228V227H201ZM49 229V228H48ZM56 229V228H55ZM63 229V228H62ZM67 229V228H66ZM86 229V228H85ZM84 229V230H85ZM90 229L88 228V230L90 231ZM153 229V228H152ZM165 229V228H164ZM173 229H175V228H173ZM203 229V228H202ZM201 229V230H202ZM229 229V228H228ZM231 229V228H230ZM237 229V228H236ZM53 232H54V230L53 229H51ZM60 230V229H59ZM74 230V229H73ZM82 230V229H81ZM88 230H86V231H88ZM141 230H143V229H141ZM158 230V229H157ZM44 232H47V230H43ZM49 231V230H48ZM115 231V230H114ZM207 231V230H206ZM67 232V231H66ZM83 232V231H82ZM93 232V231H92ZM155 232H157V231H155ZM173 232V231H172ZM175 232V231H174ZM57 233H58V231H57ZM72 233V232H71ZM75 233H77V232H75ZM85 233V232H84ZM88 233V232H87ZM87 233H85V234H87ZM157 233H159V232H157ZM169 233V232H168ZM180 233V232H179ZM190 233V232H189ZM196 233V232H195ZM199 233H201L200 231H199ZM237 233V232H236ZM252 233V232H251ZM92 234V233H91ZM95 234V233H94ZM98 234H99V232H98ZM197 234V233H196ZM240 234V233H239ZM52 235H55V234H52ZM57 235H59V234H57ZM56 235V236H57ZM61 235V234H60ZM74 235V234H73ZM102 235V234H101ZM172 235V234H171ZM170 235V236H171ZM180 235V234H179ZM205 235H206V233H205ZM204 235V236H205ZM243 235V234H242ZM55 236V237H56ZM70 236V235H69ZM163 236V235H162ZM175 236V235H174ZM203 236V237H204ZM241 236V235H240ZM239 236V237H240ZM60 237H62V236H60ZM71 237H72V235H71ZM190 237V236H189ZM238 237V238H239ZM65 238V237H64ZM157 238H158V236H157ZM164 238H166L165 236H164ZM176 238V237H175ZM245 238V237H244ZM255 238V237H254ZM71 239V238H70ZM178 239V238H177ZM194 239V238H193ZM192 239V240H193ZM241 239V238H240ZM243 239V238H242ZM264 239V238H263ZM262 239V240H263ZM56 240H58V239H56ZM60 240V239H59ZM155 240V239H154ZM166 240H168V239H166ZM171 240V239H170ZM183 240V239H182ZM251 240V239H250ZM257 240V239H256ZM138 241V240H137ZM161 241V240H160ZM163 241V240H162ZM173 241H175V240H173ZM236 241V240H235ZM252 241V240H251ZM47 242V241H46ZM64 242V241H63ZM65 242H66V240H65ZM177 242L179 243V241L177 240ZM197 242V241H196ZM229 242V241H228ZM253 242V241H252ZM54 243V242H53ZM153 243V242H152ZM156 243V242H155ZM161 244H162V242H160ZM178 243H177V245H178ZM203 243V242H202ZM233 243V242H232ZM240 244H241V242H239ZM143 244V243H142ZM172 244H173V242H172ZM187 244V243H186ZM192 244V243H191ZM190 244V245H191ZM226 244H227V242H226ZM55 245V244H54ZM148 245V244H147ZM151 245V244H150ZM181 245V244H180ZM184 245V244H183ZM231 245V244H230ZM249 245V243L247 244V246ZM48 246V245H47ZM143 246V245H142ZM149 246V245H148ZM147 246V247H148ZM161 246V245H160ZM171 246V245H170ZM228 246V245H227ZM253 246V245H252ZM45 247H46V245H45ZM60 247V246H59ZM152 247V246H151ZM168 247V246H167ZM188 247H190V246H188ZM204 247V246H203ZM215 247V246H214ZM228 247H230V246H228ZM251 247V246H250ZM44 248V247H43ZM47 248V247H46ZM49 248V247H48ZM54 248V247H53ZM56 248V247H55ZM54 248V249H55ZM141 248V247H140ZM149 248V247H148ZM166 248V247H165ZM168 248H170V247H168ZM172 248V247H171ZM198 249V245H197V247H195V249ZM222 248V247H221ZM49 249H51V248H49ZM48 249V250H49ZM61 249V248H60ZM76 249H77V247H76ZM136 249V248H135ZM154 249V248H153ZM162 249V248H161ZM160 249V250H161ZM173 249V248H172ZM196 249V250H197ZM215 249V248H214ZM231 249H232V246H231ZM238 249V248H237ZM53 249H51V250H49V251H52ZM58 250V249H57ZM143 250H144V248H143ZM165 250V249H164ZM169 250V249H168ZM199 250H200V247H199ZM221 250V249H220ZM233 250H236V249H233ZM247 250H249V249H247ZM45 251V250H44ZM67 251H69V250H67ZM139 251V250H138ZM152 251V250H151ZM172 251V250H171ZM36 252V251H35ZM46 252H48V251H46ZM58 252V251H57ZM56 252V253H57ZM71 252V251H70ZM166 252H167V250H166ZM170 252V251H169ZM202 252V251H201ZM216 252H218L217 251V248H216ZM220 252V251H219ZM239 252V251H238ZM52 253V252H51ZM50 253V254H51ZM66 253V252H65ZM76 253V252H75ZM87 253V252H86ZM144 253V252H143ZM168 253V252H167ZM210 253V252H209ZM223 253V252H222ZM221 253V254H222ZM229 253V252H228ZM241 253V252H240ZM26 254L28 255V256H26ZM64 254V253H63ZM235 254V253H234ZM38 255V254H37ZM45 255V254H44ZM53 255V254H52ZM81 255V254H80ZM82 255H84V253L82 254ZM173 255V254H172ZM186 255V254H185ZM189 255V254H188ZM217 254L215 253V256H216ZM228 255V254H227ZM43 256V255H42ZM62 256V255H61ZM68 256V255H67ZM78 256V255H77ZM171 256V255H170ZM175 256V255H174ZM179 256V255H178ZM212 257H213V255H211ZM214 256V257H215ZM78 257H80V256H78ZM82 257V256H81ZM84 257H85V255H84ZM182 257V256H181ZM187 257V256H186ZM190 257V256H189ZM218 257V256H217ZM222 257V256H221ZM40 258V257H39ZM68 258V257H67ZM66 258V259H67ZM71 258V257H70ZM126 258V257H125ZM124 258V259H125ZM177 258V257H176ZM176 258H175V260H176ZM191 258V257H190ZM220 258V257H219ZM219 258H217V259H219ZM227 258H228V256H227ZM240 258H242V261H243V259L245 258V257H240ZM127 259V258H126ZM185 259V258H184ZM187 259H189L188 257H187ZM200 259H202V258H199V260ZM204 259V258H203ZM206 259V258H205ZM221 259V258H220ZM223 259V258H222ZM229 259H230V256H229ZM122 260H123V258H122ZM129 260H131V259H129ZM128 260V261H129ZM140 260H142V259H140ZM171 260V259H170ZM178 260V259H177ZM198 260V261H199ZM264 260V259H263ZM67 261V260H66ZM65 261V262H66ZM172 261H173V259H172ZM189 261V260H188ZM193 261V260H192ZM201 261V260H200ZM226 261V260H225ZM261 261V260H260ZM58 262H59V260H58ZM141 262V261H140ZM185 262V261H184ZM202 262V261H201ZM244 262V261H243ZM259 262V261H258ZM132 263V262H131ZM136 263H139V262H137L136 261ZM148 263V262H147ZM174 263V262H173ZM176 263V262H175ZM174 263V264H175ZM205 263V262H204ZM215 263V262H214ZM228 263H229V261H228ZM232 263V262H231ZM142 264H144V263H142ZM190 264V263H189ZM257 264V263H256Z\"/></svg>",
    "mask_w": 264,
    "mask_h": 264
},
{
    "label": "crops",
    "instance_id": "0c3cea01",
    "mask_svg": "<svg viewBox=\"0 0 264 264\" xmlns=\"http://www.w3.org/2000/svg\"><path fill=\"white\" fill-rule=\"evenodd\" d=\"M127 47V46H126ZM139 52V49L138 50H135V54L134 55H137L136 53H138Z\"/></svg>",
    "mask_w": 264,
    "mask_h": 264
}]
</instances>
